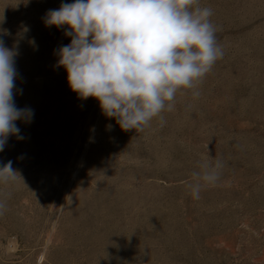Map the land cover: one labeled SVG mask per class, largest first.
Instances as JSON below:
<instances>
[{"label":"rangeland","instance_id":"obj_1","mask_svg":"<svg viewBox=\"0 0 264 264\" xmlns=\"http://www.w3.org/2000/svg\"><path fill=\"white\" fill-rule=\"evenodd\" d=\"M73 2L0 0L15 104L33 112L0 152L18 172L0 183V264H264V0H200L224 55L198 97L182 89L137 132L58 65L71 37L45 16ZM216 160L219 181L192 198L191 173Z\"/></svg>","mask_w":264,"mask_h":264},{"label":"clouds","instance_id":"obj_2","mask_svg":"<svg viewBox=\"0 0 264 264\" xmlns=\"http://www.w3.org/2000/svg\"><path fill=\"white\" fill-rule=\"evenodd\" d=\"M212 15L200 0H74L49 10L45 24L67 26L71 42L59 49L58 65L70 89L96 99L121 130L137 132L154 118L163 124L162 113L174 110L182 89L200 95L198 85L224 55ZM16 55L0 40V152L9 136L24 138L16 121L33 115L15 104ZM222 167L220 160L199 164L186 184L192 198L217 184ZM17 174L9 160L0 167V183L15 181ZM5 210L0 199V215Z\"/></svg>","mask_w":264,"mask_h":264},{"label":"bare ground","instance_id":"obj_3","mask_svg":"<svg viewBox=\"0 0 264 264\" xmlns=\"http://www.w3.org/2000/svg\"><path fill=\"white\" fill-rule=\"evenodd\" d=\"M14 36V35H13ZM48 39V38H47ZM35 42V41H34ZM22 48V47H21ZM13 49V48H12ZM42 52V51H41ZM35 56V55H34ZM51 62V61H50ZM178 118V117H177ZM177 123V122H176ZM184 128V127H183ZM171 138V137H170ZM181 156V155H180ZM106 186V185H105ZM124 191V190H123ZM132 191V190H131ZM118 192V191H117ZM127 193H128V191H127ZM114 194V193H113ZM125 194V196H126V193H124ZM107 196V195H106ZM128 196V195H127ZM112 197V196H111ZM122 197V196H121ZM132 197V196H131ZM113 198V197H112ZM129 198V197H128ZM146 199V198H145ZM105 200V199H104ZM124 200V199H123ZM134 200V199H133ZM114 201H115V199H114ZM108 206V205H107ZM106 206V207H107ZM102 215V214H101ZM103 221V220H102ZM105 224V223H104ZM118 228V227H117ZM120 228V227H119ZM117 230V229H116ZM104 236L105 235H103L102 237L104 238ZM109 236V235H108ZM113 236V235H112ZM94 238V237H93ZM118 238V237H117ZM118 240V239H117ZM90 245V244H89ZM94 245V244H93ZM124 246V245H123ZM117 249V248H116ZM90 250V249H89ZM90 253V252H89ZM105 253V252H104ZM118 253V252H117ZM110 261V260H109ZM96 264V263H95ZM111 264V263H110Z\"/></svg>","mask_w":264,"mask_h":264}]
</instances>
